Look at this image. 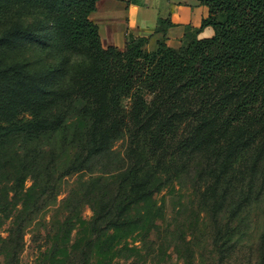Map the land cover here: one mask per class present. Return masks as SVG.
I'll use <instances>...</instances> for the list:
<instances>
[{
	"label": "trees",
	"instance_id": "obj_1",
	"mask_svg": "<svg viewBox=\"0 0 264 264\" xmlns=\"http://www.w3.org/2000/svg\"><path fill=\"white\" fill-rule=\"evenodd\" d=\"M98 1L0 0V220L11 219L0 247L6 263L17 264L26 224L57 180L55 142L70 125L76 153L62 176L109 155L123 134L126 166L114 178L105 168L86 186L93 218L84 246L70 244L78 211L66 209L45 263L130 261L122 251L136 250L117 249L121 240L134 231L148 238L163 214L153 198L185 178L201 184L218 263L244 264L247 215L264 204V0H197L207 11L200 26H186L174 49L165 44L174 25L158 19L151 51L149 36H127L122 50L103 48L90 20ZM205 29L212 35L200 38ZM31 47L56 61L19 59ZM140 207L143 214L132 215ZM252 247L255 264H264V229Z\"/></svg>",
	"mask_w": 264,
	"mask_h": 264
},
{
	"label": "rangeland",
	"instance_id": "obj_2",
	"mask_svg": "<svg viewBox=\"0 0 264 264\" xmlns=\"http://www.w3.org/2000/svg\"><path fill=\"white\" fill-rule=\"evenodd\" d=\"M145 4H150V0H146ZM212 33L211 29H205L199 37L207 38ZM153 36H149V45L146 48L148 51L153 50L155 47L153 41L157 36ZM20 53L21 57L19 59L22 58L24 62L35 61L44 64L56 61L55 58L49 57L48 54L38 51L34 47L26 48ZM67 131V137L59 136L58 141L55 142L58 161L57 180L54 182L52 190H49L48 194L40 201L39 211L32 214L26 224L22 242L23 247L18 255L17 264H47L44 255L51 249L56 230L67 216L66 209L70 208L78 211V216L72 223L70 244L77 246L79 249L82 248L90 237L89 224L93 218L90 203H85L83 198L84 193L88 190L86 186L91 182V179L98 177L105 168L107 172H111L106 176L114 178L126 166L124 158L126 157L129 139L127 134H123L116 140L109 155L98 162H93L87 170L62 176L61 171L73 158V154L76 153L72 126L69 125ZM63 140L69 144L62 145L61 141ZM115 180L111 179V182H115ZM31 186L32 181L29 179L25 182L24 190L27 191ZM200 186V183L192 185L185 178H182L161 190L153 198V205L162 208V218L155 223V228L151 230L145 240H140L143 235L139 231H134L133 234L123 238L117 249L127 246L129 249H135L136 251H122L123 256L133 258L128 262H124L117 257L112 264H219L217 261L218 254L211 247L208 216L199 203L197 189ZM33 194L31 193V195ZM17 208L19 209V206ZM18 209L12 210V212ZM143 212L144 207H140L134 210L132 215H142ZM227 217L228 214L225 215L224 219ZM1 220L4 221L2 224ZM1 220L0 247L9 234L11 219ZM247 221L250 226L249 230H247L244 238L241 237V243L245 248L243 253L246 256L244 264L246 262L247 264H255L252 243H255L264 229V204L260 206L258 211L251 208L249 215H247ZM185 257H188V263L184 262L183 258L185 259ZM0 264H8L1 248ZM230 264L239 263L231 262Z\"/></svg>",
	"mask_w": 264,
	"mask_h": 264
},
{
	"label": "crops",
	"instance_id": "obj_3",
	"mask_svg": "<svg viewBox=\"0 0 264 264\" xmlns=\"http://www.w3.org/2000/svg\"><path fill=\"white\" fill-rule=\"evenodd\" d=\"M145 1L99 0L96 3L90 20L98 27L103 48L116 47L122 50L126 36L137 38L153 35L157 20L168 18L174 27L167 31L165 44L177 49L185 27L198 28L207 13L197 0H150L151 5L145 4Z\"/></svg>",
	"mask_w": 264,
	"mask_h": 264
}]
</instances>
